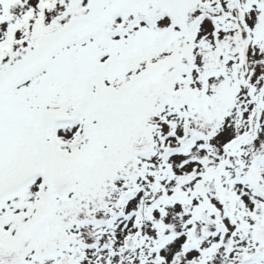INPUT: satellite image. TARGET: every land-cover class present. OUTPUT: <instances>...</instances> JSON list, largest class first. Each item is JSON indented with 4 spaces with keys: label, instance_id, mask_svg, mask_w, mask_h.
I'll return each mask as SVG.
<instances>
[{
    "label": "snow or ice",
    "instance_id": "obj_1",
    "mask_svg": "<svg viewBox=\"0 0 264 264\" xmlns=\"http://www.w3.org/2000/svg\"><path fill=\"white\" fill-rule=\"evenodd\" d=\"M0 264H264V0H0Z\"/></svg>",
    "mask_w": 264,
    "mask_h": 264
}]
</instances>
